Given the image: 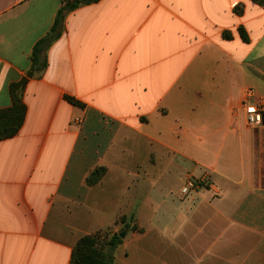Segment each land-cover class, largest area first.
<instances>
[{
  "label": "crops",
  "instance_id": "1",
  "mask_svg": "<svg viewBox=\"0 0 264 264\" xmlns=\"http://www.w3.org/2000/svg\"><path fill=\"white\" fill-rule=\"evenodd\" d=\"M62 7L0 0V109ZM40 60L0 142V264H70L81 237L131 223L112 264H264V113L251 128L240 105L251 88L264 109V8L99 0L64 16Z\"/></svg>",
  "mask_w": 264,
  "mask_h": 264
},
{
  "label": "trees",
  "instance_id": "2",
  "mask_svg": "<svg viewBox=\"0 0 264 264\" xmlns=\"http://www.w3.org/2000/svg\"><path fill=\"white\" fill-rule=\"evenodd\" d=\"M63 3L62 9L57 13L55 21L50 29L48 35L41 39L33 48L31 54L32 69L27 74V78L20 80L17 83H13L9 86V96L11 104L8 108L0 109V142L13 139L18 135L25 116L26 106L22 102L21 96L28 78H32L34 73L40 72L44 69V62H41L40 55L44 50L56 39L59 38L62 28L64 16L74 11L75 9L97 3L99 0H61ZM252 4H255L261 8H264V0H249ZM244 5L238 4L232 9V13L235 16H242ZM238 35L242 42L248 43V38L245 31L239 27L237 29ZM224 40L231 39L229 32L222 33ZM64 100L75 107L82 108L83 105L76 100L64 96ZM105 174L103 167L95 168L85 179V184L88 187L94 186L100 182ZM99 233L91 236L81 237L73 247L70 254V264H112L114 250L121 245L122 241L119 238V234H113L108 241L109 252L103 251L102 247L98 244L97 238Z\"/></svg>",
  "mask_w": 264,
  "mask_h": 264
},
{
  "label": "built area",
  "instance_id": "3",
  "mask_svg": "<svg viewBox=\"0 0 264 264\" xmlns=\"http://www.w3.org/2000/svg\"><path fill=\"white\" fill-rule=\"evenodd\" d=\"M255 101H257V95L254 90L251 88H246L243 92L240 105L245 114L246 124L251 128L260 126L264 113L263 107L258 102L255 103ZM194 186V182L188 181L181 192L185 194L190 189H193Z\"/></svg>",
  "mask_w": 264,
  "mask_h": 264
},
{
  "label": "rangeland",
  "instance_id": "4",
  "mask_svg": "<svg viewBox=\"0 0 264 264\" xmlns=\"http://www.w3.org/2000/svg\"><path fill=\"white\" fill-rule=\"evenodd\" d=\"M173 174H174V172H172L171 175H169L168 177L164 178V180L161 182V184L168 185V188H171V189H175L176 187H179L182 184L183 180L181 181L179 176H176ZM132 226H133L132 223L125 225L121 228V230L118 233L117 232L113 233L110 230L99 232V234H97L98 235V238H97L98 244L102 247L104 252L108 253L109 247L107 244H108L109 238L113 234H121V233L124 234L125 233L124 237H123V239H121V241L124 240L129 231H131V230L135 231L136 230V226H134V228Z\"/></svg>",
  "mask_w": 264,
  "mask_h": 264
},
{
  "label": "water",
  "instance_id": "5",
  "mask_svg": "<svg viewBox=\"0 0 264 264\" xmlns=\"http://www.w3.org/2000/svg\"><path fill=\"white\" fill-rule=\"evenodd\" d=\"M118 236H119V238H120V239H123V237H124V234H123V233H121V234H119Z\"/></svg>",
  "mask_w": 264,
  "mask_h": 264
}]
</instances>
